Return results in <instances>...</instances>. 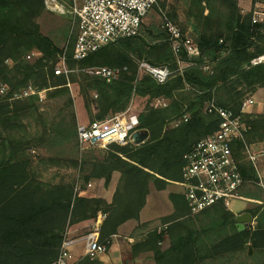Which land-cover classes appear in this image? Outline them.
Here are the masks:
<instances>
[{
    "label": "trees",
    "instance_id": "1",
    "mask_svg": "<svg viewBox=\"0 0 264 264\" xmlns=\"http://www.w3.org/2000/svg\"><path fill=\"white\" fill-rule=\"evenodd\" d=\"M44 11V0H0V82L8 86L0 100V264H50L68 229L100 213L105 217L99 240L110 248L122 224L140 220L151 185L164 190L181 181L184 155L218 129L221 117L207 106L214 102L240 113L244 100L264 87V61L256 62L264 54V24H254L252 12L242 13L238 0H190L191 38L201 51L195 59L185 50L178 58L168 32L143 22L137 35L76 60L74 35L60 47L42 32L38 18ZM169 16L186 34L175 12ZM64 51L71 72L57 75L54 68ZM179 59L185 63L182 69ZM138 60L178 72L159 84L148 74L139 75ZM94 66L127 69L107 81L85 71ZM72 83L79 86L89 122L125 112L133 96L145 98L136 129L147 139L139 145L112 143L99 154L95 149L80 153ZM29 86L37 92L14 98ZM40 91L46 93L50 112L41 110ZM161 99L169 102L161 105ZM242 117L247 132L233 144V153L243 178L257 182L245 146L264 141V113L245 111ZM32 148L57 154L36 157ZM51 167L73 168L77 174L45 179L43 170ZM115 173L119 178L111 201L86 195L92 181L103 179L108 187ZM170 199L173 212L160 218V229L149 230L132 245L134 256L150 252L156 264H214L245 250L251 256L264 254V200L242 212H249L255 224L241 227L221 203L191 214L183 194L171 192ZM166 240L169 245L163 248ZM77 260L100 264L88 255Z\"/></svg>",
    "mask_w": 264,
    "mask_h": 264
},
{
    "label": "built area",
    "instance_id": "2",
    "mask_svg": "<svg viewBox=\"0 0 264 264\" xmlns=\"http://www.w3.org/2000/svg\"><path fill=\"white\" fill-rule=\"evenodd\" d=\"M159 0H44L45 8L50 12L68 14L71 17V35H74V53L76 60L84 59L90 53L104 45L121 38L135 36L139 33L145 18L158 6ZM164 14L163 27L168 32L174 53L180 56L182 50L187 52L191 59L200 56L198 44L188 35L183 34L181 28ZM254 24H264V7H258L252 13ZM32 53L28 55L31 58ZM264 61V54L256 62ZM180 69L185 63L179 59ZM139 75L148 74L159 84L166 83L173 75L174 70L168 66L153 65L146 60L138 63ZM205 70L209 66H203ZM126 67L94 66L85 71L112 81L126 70ZM57 75L71 72L67 64L66 52L60 55V61L55 65ZM8 86L0 82V100L7 95ZM37 90L29 86L14 98L35 94ZM253 102L250 97L243 103L241 112L218 106L211 102L207 106L209 112H216L221 122L216 131L199 139L184 155L182 180L175 181L182 188V194L187 201L191 214H197L216 204H223L230 208L233 199L249 200L240 194V190L249 182L240 172L239 165L234 157L233 144L244 140L247 126L243 121L242 113ZM139 126V115L126 110L104 120H95L88 123H79L77 127L79 144L83 148L101 146L107 148L112 143L125 145L135 143L134 133ZM249 160L257 168L258 159L264 156V148L253 150L246 145ZM80 192V187L76 188ZM161 228V227H160ZM159 228V229H160ZM99 231V230H98ZM74 241H66L58 258L50 264H74L69 257L68 249ZM107 244L101 243L98 232L87 238V252L93 257L104 254Z\"/></svg>",
    "mask_w": 264,
    "mask_h": 264
},
{
    "label": "rangeland",
    "instance_id": "3",
    "mask_svg": "<svg viewBox=\"0 0 264 264\" xmlns=\"http://www.w3.org/2000/svg\"><path fill=\"white\" fill-rule=\"evenodd\" d=\"M160 1H159L158 6H156L154 10H152V12L145 18L144 25L151 26V28L161 27L162 29H164L163 27L164 14L163 13H165L166 16L171 19V17L169 16V13L175 12V14L177 15L176 23L180 24V26H184L186 29V35L191 37L193 26H192V21H191L192 19L190 20L188 16V10L190 8V0H163L165 2V6H163ZM238 5L240 6L242 13L244 14L249 13V12L253 13L254 10L257 9L258 7H262V6L264 7V0L262 1L259 0L255 4H253V0H238ZM38 22L44 34L51 36L60 47L67 46V43L69 41V36L72 34L70 15L50 12L45 8V11L38 18ZM37 55L38 53L36 52L29 59L32 60ZM59 61H60V57H59L58 62ZM139 61L141 60H138V63ZM138 70H139V66H138ZM179 71L181 70L179 69ZM177 72L178 71L175 70L174 74H176ZM39 94H40V97L43 99L41 102V110L50 112L51 107L47 106L48 104H50V102L45 100L46 99L45 91H40ZM71 94L74 99V108L77 114L78 124L88 123L89 122L88 113L84 107V100L82 96H80L79 94V86L76 83H72L71 85ZM96 96L97 95L94 93V97ZM250 97L253 99V102L248 106L246 111L252 114L264 113V87L258 88V90L253 95L248 96L246 99ZM246 99L244 100V102L246 101ZM168 102L169 101L167 99H161L160 104L164 105ZM145 103H146L145 98L133 96L130 106L128 107L127 110H129L130 113L133 112L139 115L140 112L144 109ZM29 122L31 123V118H29ZM25 123L27 124L28 129L31 132H34V129L33 130L31 129L32 127L30 126V123H27V122ZM32 125H34V122L32 123ZM249 147L253 150V152L259 151L262 148H264V141L249 144ZM89 149H95L97 150L96 152H98L97 154H99V152L105 148L101 146L83 148L79 144L80 153H84L88 151ZM30 152L36 157H38V155H42V156L52 155L53 156L57 154L55 151H48L46 149H36V148L30 149ZM245 154L247 156V159L249 160V153L246 149V146H245ZM66 156L68 155L66 154ZM76 174H77L76 169H73V168L51 167L47 171L43 170V177L48 180H53L58 175L75 176ZM257 174L259 178L257 182L249 181L246 184V186L240 190V194L247 197L249 200L233 199L231 201L230 208L228 209L232 210L236 215L243 214L242 212L244 210L248 208H253L257 204H261L262 201L264 200V156H261L258 159ZM118 175H119L118 173L114 174V178L108 187H105L103 179L92 181V183H90L86 188V195L103 196V197H106L107 200L110 199L109 201H111L112 195H113L112 193H113V188H114V181H115L114 179H116ZM171 192H178L182 194V188L179 185H176L174 182L170 183L167 186V188L164 190H158L153 184L151 185L150 193L147 197V203L141 211V219L145 221L140 222L141 220L139 221L129 220L126 226H129L131 224L133 225L136 224V225L134 227H123L121 229L122 237L124 238V241L121 242V246L119 247L118 251L122 255L124 254L126 256L127 249L130 248V245H129L130 241L127 235L134 237L133 243H135L138 240H140L144 236V234H146L149 230H152L155 227L161 226V221H160L161 216H164L166 214H169L170 212L171 213L173 212V204L170 199ZM249 196H252L254 198L249 197ZM104 217H105L104 214L100 213L97 219L95 220L81 222L76 232L73 229H71L73 225L68 229V232L66 235L67 237L64 240V243L69 240L74 241L73 245L68 249L70 260L74 264H77L76 261H73L74 259L79 260L83 256H87V238L88 236H90L91 234L95 232H98V235H99L98 230L101 226L102 221L104 220ZM248 224L254 225L255 219H252V222L243 223L241 227H245ZM167 244H168V241L165 242L162 245V247H166ZM108 249L109 248H107V251L104 254L106 253L109 254ZM80 252H83V254L81 255ZM142 257L145 259L147 258L154 259L152 256V253L150 252H146V253L144 252V254H142ZM125 261L128 264L129 263L132 264V262H129L127 258L125 259ZM235 263L236 264H264V254H261V255L256 254L255 256L254 255L251 256L248 254L247 250H245L239 255L235 256L234 258L223 259L222 261L220 262L217 261L214 264H235Z\"/></svg>",
    "mask_w": 264,
    "mask_h": 264
},
{
    "label": "crops",
    "instance_id": "4",
    "mask_svg": "<svg viewBox=\"0 0 264 264\" xmlns=\"http://www.w3.org/2000/svg\"><path fill=\"white\" fill-rule=\"evenodd\" d=\"M114 178V177H113ZM118 178H119V175L117 176L116 179H114V188H113V192L116 188V185H117V182H118ZM113 194V193H112ZM106 198V197H105ZM110 200V199H109ZM171 213V212H170ZM169 213V214H170ZM168 215V214H166ZM165 216V215H164ZM162 217V216H161ZM140 222H143L145 220L141 219V214H140ZM129 221H127L126 223L122 224L120 227H119V230H118V233L116 235H114L112 237V243H111V246L110 248L108 249L109 250V254L106 253V254H98L96 256H91L88 252H87V255L89 257H91V259H95L97 258L100 262V264H128L126 263L125 259L127 258L129 262H132V264H156L155 260L154 259H151V258H143L142 257V254L144 253H140L138 255H133L132 253V245L134 244V237L130 236V235H127L128 236V239L130 241V248H128L127 246V254L126 256L123 254H121L118 250H119V247L121 246V242L124 241V238L122 237V232H121V229L123 227H134L136 224H131L129 226H126V224L128 223ZM137 223V222H136ZM79 224L81 223H78V224H75L72 226L71 229H73L75 232L77 231V228L79 226ZM99 226V225H98ZM161 227V226H160ZM158 226V228H160ZM156 228V227H155ZM154 229V228H153ZM70 233V232H69ZM72 234V233H71ZM116 238V240H115ZM167 242V241H164V243ZM162 243V245L164 244ZM169 244H167L168 246ZM166 246V247H167ZM166 247H163V248H166ZM122 252V251H121ZM83 254V252H82ZM81 254V255H82ZM151 255V254H150ZM98 256V257H97ZM76 261V259L74 260ZM154 261V262H153ZM76 263V262H75ZM131 264V263H129Z\"/></svg>",
    "mask_w": 264,
    "mask_h": 264
},
{
    "label": "water",
    "instance_id": "5",
    "mask_svg": "<svg viewBox=\"0 0 264 264\" xmlns=\"http://www.w3.org/2000/svg\"><path fill=\"white\" fill-rule=\"evenodd\" d=\"M147 137H148V134H146V133H144V134L134 133V135H133V139H134L135 143L142 142V141L146 140ZM252 219H253L252 215L249 212H244L243 214L236 215V220L239 222H242V223L252 222Z\"/></svg>",
    "mask_w": 264,
    "mask_h": 264
}]
</instances>
